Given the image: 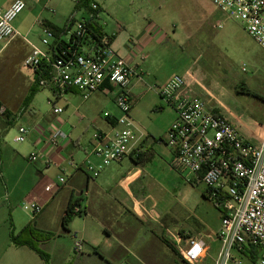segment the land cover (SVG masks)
<instances>
[{"label": "crops", "instance_id": "1", "mask_svg": "<svg viewBox=\"0 0 264 264\" xmlns=\"http://www.w3.org/2000/svg\"><path fill=\"white\" fill-rule=\"evenodd\" d=\"M14 1L0 0V10H6ZM172 1L180 4L179 7L192 19L189 24L201 34L207 33V30L212 26L216 28L217 20L222 17V13L211 4L210 0ZM25 2L26 9L14 21V27L20 35L7 45L0 44V56L7 54L10 62L19 59L23 64L25 58L31 53V45L46 49L42 44V38L46 37L44 27L61 29L65 24V28L68 21L66 16L70 13L68 11V13L64 12L62 15H56V12H58L56 9L60 10V6L67 8V5L63 6L60 3L56 6L53 0H25ZM169 2L170 0H90L80 10L83 12L82 20H84L89 18L91 4H99L100 10L94 24L103 34L111 37V47L119 56L130 59L131 64L137 66L139 75L132 78L128 88L132 99L131 110L135 104L133 92L140 87L142 82L140 72L147 68L151 57L156 55L157 48L165 45L163 40L165 31L160 25L156 24L161 28L164 35L158 38H146L144 36L145 32L150 24L154 22L153 17L163 10ZM214 10L218 12V15L215 17L216 21L215 19L211 21L208 16H210V13H214ZM74 20L77 21V19ZM55 40L56 37L54 40H49L50 44L53 45ZM60 40H67L65 33L61 34ZM140 41L144 43V54L147 56L145 60H141L139 57L134 58L132 55L135 44ZM241 51L247 53L246 50ZM169 79L171 77L161 84H165ZM193 79L198 82L194 88L200 90V94L213 108L238 126L245 136L253 140L257 138V134L264 126V85L260 79L255 76L244 79L228 76L229 87L223 85L222 87L211 88L204 86L194 76ZM34 80L35 73H33L32 80H27L28 85L24 87L19 95L20 99L16 105L0 92V101L8 109L5 116H0V141L15 126L19 117L18 130L20 127L30 130L24 142L25 144L20 146L17 151V159L25 166L26 171L20 174L11 188H7V194L10 197L14 196L20 189L26 172L32 169L29 177L32 184L28 191L34 194V202H39V205L43 207V211L38 216L28 214L27 217L23 215L19 205L12 207V201L7 205L0 206V264H45L40 255L29 246L15 245L12 241V234L16 236L25 227H33L40 237L31 236V240L46 252L51 243L56 245V220L64 219L66 209L71 202L79 199V207L84 205L86 209H89V207L94 206L105 210L110 203V200L106 197L111 195L127 213L135 215L143 221H146L144 217H150V219H154V223L163 224L167 229L170 228V224L173 231L169 232L173 236V241L178 245L185 246L191 237L205 241L208 245L207 258L213 246L220 244L216 239V235L221 227L223 210L215 205L218 216L216 221L211 223L196 212H187L185 206H179L180 220L173 218L170 223L166 222L164 224L162 220L166 221L169 214L168 212L158 211L157 202L151 193V189L156 184L152 169L160 165L165 170H176L172 166L173 153L162 142L170 126L177 118L174 109L170 106L166 109L171 117L169 126L164 132V137L161 136L158 141L157 137L144 133L145 139L141 144V160L128 157L120 163H113L105 167L97 178H93L87 172L85 162L90 160L95 166H98L100 160L92 154V136H89V140H86L84 131L91 126L98 132H110L114 128H124V125L119 122L123 117V113L116 103L121 90L108 81L89 99H84L82 93L78 90H70L57 101V105L64 109L61 115L55 116L52 110L42 113L34 107H32V110H27L30 111V114H26L27 111H22V105ZM159 87L156 88L158 95ZM239 97L249 100L243 103L239 100ZM106 105L111 111H103ZM252 106H259L262 116L254 114ZM129 115L135 124L131 111ZM55 128H60L68 136L67 140H62L56 147L47 140L49 134ZM0 147L3 151L6 149L2 145ZM32 152L49 155L52 164L48 165L46 163L47 156L39 159L36 163L30 162L28 157ZM71 160L77 165V168L69 164ZM179 172L181 173V171ZM62 174L67 176V184L54 194L46 192L45 187L56 182ZM191 184L203 183L195 179ZM43 185L44 189L38 191ZM205 192H201L200 199L209 202L211 199L208 189ZM58 213H60V216ZM83 242L87 241L84 240ZM47 252L50 256V264H54L56 246L51 251L47 250ZM84 257L85 254L80 258ZM206 258L198 264L204 262Z\"/></svg>", "mask_w": 264, "mask_h": 264}, {"label": "built area", "instance_id": "2", "mask_svg": "<svg viewBox=\"0 0 264 264\" xmlns=\"http://www.w3.org/2000/svg\"><path fill=\"white\" fill-rule=\"evenodd\" d=\"M210 2L222 13L217 28H222L228 20L238 22L264 50V0ZM25 9V0H15L9 8L0 10V44L7 45L20 35L14 21ZM99 10V4L92 3L89 18L74 20L66 28L67 40H55L53 45L48 38H55V33L44 27L46 37L42 44L46 49L31 45V53L24 60L27 68L40 73L39 86L53 91L54 100L50 102L55 116L64 112L57 101L70 90H78L84 99H89L107 81L121 90L116 103L123 113L119 122L124 128L93 135L92 154L100 164L95 166L90 160L85 162V168L93 178L113 163L128 157L139 159L145 139L144 132L129 115L132 99L128 88L132 78L139 75L137 66L117 54L111 47V37L90 29L89 23L97 19ZM162 35L161 28L152 23L144 36L152 39ZM134 47V58L145 60L144 43L140 41ZM197 84L193 78L175 75L158 88L161 98L177 115L162 142L173 153L174 169L189 172V183L195 179L203 183L210 199L223 210L221 227L216 235L220 249L214 264H264V126L256 139L248 138L195 92L192 86ZM7 112V107L0 101V116ZM29 133V129L20 127L15 142H25ZM67 139V134L60 128H55L47 138L55 147ZM45 157L46 163L52 164L49 155L38 152H32L28 160L36 163ZM69 164L77 168L72 160ZM66 184L67 176L62 174L56 182L47 185L45 191L54 194ZM23 206L33 216L43 211L36 203ZM81 211L80 207L75 209L76 213ZM74 238V251L81 253L84 242L76 234ZM254 251H257L255 258ZM207 253L206 242L191 237L181 249V258L188 264H198Z\"/></svg>", "mask_w": 264, "mask_h": 264}, {"label": "rangeland", "instance_id": "3", "mask_svg": "<svg viewBox=\"0 0 264 264\" xmlns=\"http://www.w3.org/2000/svg\"><path fill=\"white\" fill-rule=\"evenodd\" d=\"M53 3L56 6L60 3L67 5V8L60 6V10L56 9V15L70 11L66 16L67 20L77 5L75 0H53ZM179 5L170 0L164 9L153 17V23L160 25L165 31V45L157 48V53L151 57L147 68L141 70V85L133 92L135 104L131 116L135 124L146 135L157 137L158 141L161 136L164 137L171 117L166 110L170 105L156 91L167 78L178 75L191 79L194 76L204 86L211 88L223 85L229 87L228 76L238 79L255 76L264 85V50L244 31L240 23L228 20L222 29L212 26L207 33L201 34L189 24L192 19ZM213 12L208 16L211 21L218 15L217 11ZM82 13L78 11L76 14L77 21L82 20ZM219 21L221 20H217V24ZM64 25L61 29H65ZM65 38L67 39V36ZM241 50H246L247 53ZM33 73V70L27 68L19 59L10 62L7 54L0 56V92L16 105L20 99L19 95L28 85L27 80H32ZM255 84L257 85V82ZM194 86L192 87L195 92L200 94V90ZM50 100H54L53 91L44 88L38 91L34 103L32 102L33 106L29 109L34 107L37 111L47 113L53 109ZM239 100L246 103L249 99L239 97ZM113 104L115 105L114 101ZM252 107L254 114L262 116L259 106ZM103 111L111 110L106 105ZM27 113L30 114V111ZM19 119L0 141V145L6 148L3 151L0 147V206L12 201V207L19 205L23 215L28 217L31 212L26 211L23 205L36 203L34 194L28 191L32 184L29 180L31 168L26 172L25 179L15 195L10 197L7 194V188H11L20 174L26 171L25 166L17 159L18 148L25 144L15 142V138L19 136ZM97 132L93 126L87 128L84 131L85 139L89 140V136L93 138ZM152 170L156 184L151 193L157 202L158 211L169 214L166 221L162 220L164 224L170 223L173 218L180 220L179 206H185L187 212H196L208 222L216 221L218 210L215 203L212 200L204 202L200 199L201 192L207 191V187L204 184L189 183V172L165 170L160 165ZM41 187L38 191L44 189V185ZM111 196L106 197L110 203L105 210L94 206L86 209L81 205L83 213L71 218L65 228L62 226V218L56 220V245L51 243L47 249L51 251L56 246L54 264H188L181 258L184 245L173 241L169 232L173 231L170 224L167 229L163 224L154 223V219L150 217H144L146 221H143L127 213ZM36 204L39 205V202ZM58 215L60 216V213ZM162 221L160 222L163 223ZM75 233L78 234V239L87 241L84 242L81 253L74 251ZM161 237L168 240L174 250L168 247ZM219 247L220 244L214 245L206 260L200 264H214ZM47 250L43 251L48 253ZM83 254L85 257L80 258Z\"/></svg>", "mask_w": 264, "mask_h": 264}, {"label": "trees", "instance_id": "4", "mask_svg": "<svg viewBox=\"0 0 264 264\" xmlns=\"http://www.w3.org/2000/svg\"><path fill=\"white\" fill-rule=\"evenodd\" d=\"M90 0H84L82 2H78L77 5H76V8H75V11L74 13L71 15V17L68 19L67 21V24H66V27L65 29H60V28H55V27H49L51 28L54 33H55V36H56V42L60 39L61 37V34L65 33L66 32V28L69 24H71L74 19H75V16L76 14L78 13V11H80L82 9V7H84L85 5H87L89 3ZM48 27V26H47ZM89 27L90 29L94 32V33H97V34H103L98 28L97 26L94 24V22H90L89 23ZM92 32V33H93ZM41 79V76H40V73H35V80L33 82V84L31 85L30 89H29V92L27 94V96L25 97V100L23 102V105H22V111H27L29 110L30 108V105L32 104L36 94L38 93V91L40 90H43L42 87L39 86V81ZM142 157H140L138 160H141ZM80 206V200L77 199L73 202H71L67 209H66V214H65V217L63 219V227L65 228L66 227V224L68 223V221L73 218L75 215H80L82 214L83 212H79V213H76L75 212V209L77 207ZM219 209H221L220 206H217ZM31 236H35V237H40L38 235V233L36 232V230L31 227V226H27L25 227L19 234H17L16 236L14 234H12V241L15 245L17 246H22V245H27L29 246L30 248H32L33 250H35L39 255L40 257L44 260L45 264H50V256L48 255V253H45L42 249H40L32 240H31ZM162 238V237H161ZM163 242L170 248H173L172 244L166 240V239H163ZM253 253V257H257V251H254L252 252Z\"/></svg>", "mask_w": 264, "mask_h": 264}]
</instances>
